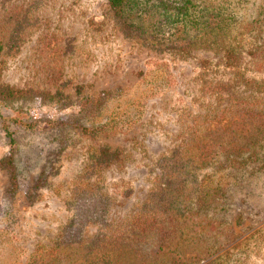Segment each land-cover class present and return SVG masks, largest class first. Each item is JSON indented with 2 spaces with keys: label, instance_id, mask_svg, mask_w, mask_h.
I'll list each match as a JSON object with an SVG mask.
<instances>
[{
  "label": "rangeland",
  "instance_id": "rangeland-1",
  "mask_svg": "<svg viewBox=\"0 0 264 264\" xmlns=\"http://www.w3.org/2000/svg\"><path fill=\"white\" fill-rule=\"evenodd\" d=\"M150 2L138 0L141 28L133 30L108 0H0V37L16 36L0 56V83L31 90L14 105L25 116L74 117L79 98L116 88L126 90L120 104L130 108L117 130L97 137L72 132V145L55 131L18 130L15 187L0 165V264H63L54 259L59 242L71 244L67 259L80 263L79 255L83 261L94 254L117 224L146 205L160 207L176 191L179 225L163 243L179 240L185 258L167 264H264V140L255 138L257 156L250 159L239 150L206 166L184 165L180 144L188 128L207 126L198 116L211 99L202 95L204 81L230 76L215 64L202 76L201 61L215 63L218 55L194 45L185 51L193 31L176 49L161 43L176 36L173 27L155 23L151 15L161 10ZM206 4L228 18L227 39L239 47L246 75L262 78L261 54L248 51L264 42V0H192L193 17ZM153 26L158 40L150 37ZM104 148L117 157L105 163ZM7 153L0 129V159ZM97 155L99 171L87 166ZM179 155L180 171L172 164Z\"/></svg>",
  "mask_w": 264,
  "mask_h": 264
},
{
  "label": "trees",
  "instance_id": "trees-1",
  "mask_svg": "<svg viewBox=\"0 0 264 264\" xmlns=\"http://www.w3.org/2000/svg\"><path fill=\"white\" fill-rule=\"evenodd\" d=\"M150 3L152 7L157 6L161 10L157 15H151L156 19L155 23L159 21L161 25L173 27L172 33L176 36L174 39L165 38L161 43L166 41L170 49H176L177 43L183 37L187 38L189 31H193L195 40L190 39L186 42L185 51H189L191 45H194L198 49L209 50L218 55L215 63L209 59L201 61L202 76L208 72L212 64L221 65L230 76L227 80L221 78L204 81L202 95L211 99L202 102L201 106L205 113H200L198 116L207 126L204 125L199 129L200 124H196L188 128L190 133L180 144L182 151L180 155L186 159L184 165L188 162L191 164H187L190 167L206 166L224 153L230 152L231 155L237 156L239 150L246 151L249 159L256 157L258 144L255 138L260 135L261 140H264V75L262 78L246 75V68L238 58V54L241 53L239 47L232 46L227 39L228 18L220 9L208 4L203 5L197 16L193 17L190 12L192 0H155V3L154 1ZM108 5L124 27L133 30L141 28L140 22L135 20L139 15L134 14L138 0H108ZM161 25L159 31L164 33ZM156 27L153 26L150 37L158 40L160 36L155 30ZM13 38L16 36L0 37V56L6 46L14 43ZM248 53L257 56L261 54V64L257 69L264 74V42L261 46H252ZM125 93L126 90L120 88L102 90L97 94L79 98L78 114L74 117L41 119L31 115L25 116L19 104L14 106L16 102L27 98L31 90L0 83V129L8 145V153L4 159H0V165L9 172L13 187L17 185L14 153L17 149L16 133L19 129L30 132L55 131L60 135V141L71 145L76 142L75 137L71 135L72 132L79 137H97L111 133L117 130L130 115L128 105L120 104ZM216 110H228L230 114L224 118ZM203 131L206 134H201ZM241 133L243 140L239 141L238 134ZM101 152L105 154L102 157L105 163L112 157H117L107 148L102 149ZM180 155L172 163L179 171L182 166ZM94 158L100 157L92 156L87 166L99 171L96 169L102 162L96 165L93 163ZM165 166L166 164L163 167ZM178 199L179 191H176L174 197L162 199V204H159L158 208L156 206L154 209H149V205H146L137 210L135 219L117 224L115 234L107 236V239L100 242L94 254L83 261L80 260L82 255H79L77 261L80 263L68 261V251L72 248L68 243L59 242L56 247L59 250L55 253L54 259L63 264H167L169 261H182L185 253L179 240L174 246L163 243L170 227L177 228L179 225V216L174 218L178 214V209L176 212L174 207L177 206L175 202ZM155 244L157 249L151 256L149 249Z\"/></svg>",
  "mask_w": 264,
  "mask_h": 264
}]
</instances>
